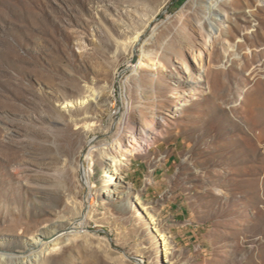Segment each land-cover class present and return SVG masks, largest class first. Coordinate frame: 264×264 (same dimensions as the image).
Wrapping results in <instances>:
<instances>
[{"label":"rangeland","instance_id":"rangeland-1","mask_svg":"<svg viewBox=\"0 0 264 264\" xmlns=\"http://www.w3.org/2000/svg\"><path fill=\"white\" fill-rule=\"evenodd\" d=\"M214 3L0 0L3 264L63 229L41 264H264V0Z\"/></svg>","mask_w":264,"mask_h":264},{"label":"bare ground","instance_id":"bare-ground-1","mask_svg":"<svg viewBox=\"0 0 264 264\" xmlns=\"http://www.w3.org/2000/svg\"><path fill=\"white\" fill-rule=\"evenodd\" d=\"M214 2H219V0H208V7H206L207 10V16L205 17V21L207 24V27L209 28L208 30V36H213L217 30H216V25L214 24V19H213V10L216 6V4ZM201 26V24H199ZM136 64L133 65L130 64L128 65L130 69H132V71H134L135 69H139L141 67H146L144 65L141 64V61L138 59L137 57L135 59ZM135 63V62H134ZM186 73L187 75H189V79H191V74L190 72L187 70L186 68ZM155 77L152 78L151 83L154 85H156V81H155ZM72 104L71 103H67L66 107H71ZM129 108L127 107L126 110H128ZM126 115H123L117 123L113 124L114 126H117V134H116V139L114 141V145L112 146V148L118 149V151H121V156H124V158L122 157V160H126L127 156H135V155H141L145 146L148 145V137L149 135L147 134L146 131H141L137 129V126H135V124L131 121V120H126ZM124 121V126L121 128V122ZM116 129V128H115ZM104 148V147H103ZM108 156L106 155L105 157H103L104 161H108L107 166V172L108 174L106 175V178H108L109 180H113V177L117 174V171L114 169H111V159L113 158H107ZM114 157V156H113ZM115 159V158H114ZM118 160V159H117ZM80 171H81V175L83 177V181L87 182V180L89 179V174L90 171L83 167H80ZM92 172V171H91ZM88 185V184H87ZM106 191L103 190V193H105ZM88 199H89V206H92L94 203V199L93 197L88 195ZM84 220L85 218L82 216L80 218H75L73 220V222L70 225V228L73 232L74 229H76L78 231L79 234H83L85 233L84 228ZM79 221V223H78ZM68 229V228H67ZM66 229L63 230H53L49 233H41L37 236V238L30 244L29 246V252L26 254V256L23 257V260L26 262L31 261L32 264H41L43 261V258L45 256L49 257L50 259H54L57 257V251L61 250V245L63 244V242L68 241V239L66 238V240L64 239V241L62 240L64 238V236H66V234L64 233ZM64 233V234H63ZM72 233V232H70ZM69 234V233H68ZM104 242V241H103ZM80 253L84 254L81 249ZM15 258V257H14ZM13 257H11L10 255L4 253L3 251H0V264H3V262H8V261H12L14 260ZM22 260V261H23ZM21 261V262H22ZM15 262L17 263V259L15 258ZM138 264H141L138 262Z\"/></svg>","mask_w":264,"mask_h":264},{"label":"water","instance_id":"water-1","mask_svg":"<svg viewBox=\"0 0 264 264\" xmlns=\"http://www.w3.org/2000/svg\"><path fill=\"white\" fill-rule=\"evenodd\" d=\"M135 59H136V58H135V55H134V56H133V60H132V63H134V62H135Z\"/></svg>","mask_w":264,"mask_h":264}]
</instances>
